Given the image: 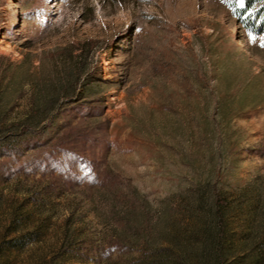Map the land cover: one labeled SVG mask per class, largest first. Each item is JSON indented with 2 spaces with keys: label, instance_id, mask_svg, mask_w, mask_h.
Returning a JSON list of instances; mask_svg holds the SVG:
<instances>
[{
  "label": "rangeland",
  "instance_id": "rangeland-1",
  "mask_svg": "<svg viewBox=\"0 0 264 264\" xmlns=\"http://www.w3.org/2000/svg\"><path fill=\"white\" fill-rule=\"evenodd\" d=\"M212 189L218 264H264V29L228 0H0V264L134 262Z\"/></svg>",
  "mask_w": 264,
  "mask_h": 264
},
{
  "label": "trees",
  "instance_id": "trees-1",
  "mask_svg": "<svg viewBox=\"0 0 264 264\" xmlns=\"http://www.w3.org/2000/svg\"><path fill=\"white\" fill-rule=\"evenodd\" d=\"M234 7L237 22L245 25L249 32L261 33L264 29V0H228ZM92 42L81 41L77 46L82 51H89ZM73 94H66L70 100ZM72 103V102H69ZM61 104L58 109H62ZM53 109V108H52ZM55 110V109H53ZM57 111V110H56ZM56 115L49 116L45 113L38 114L34 120L33 127L37 132H44L48 127H53ZM48 120V121H47ZM47 121V122H46ZM46 122L44 125L42 123ZM25 133V131H24ZM200 202L196 205L197 210L203 212L199 218L190 215L187 233L183 234L180 240L171 237L166 244H152L149 239L143 240L141 254L138 260L127 264H218L224 257L223 245L226 238V225L224 211L229 207V202L224 195L212 189L211 203L202 201V191L198 190ZM198 198V197H197ZM192 212L195 207H190ZM115 264V263H112Z\"/></svg>",
  "mask_w": 264,
  "mask_h": 264
}]
</instances>
